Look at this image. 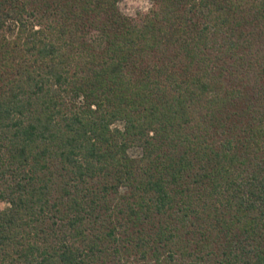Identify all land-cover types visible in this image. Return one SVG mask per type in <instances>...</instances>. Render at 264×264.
I'll use <instances>...</instances> for the list:
<instances>
[{
  "label": "trees",
  "instance_id": "1",
  "mask_svg": "<svg viewBox=\"0 0 264 264\" xmlns=\"http://www.w3.org/2000/svg\"><path fill=\"white\" fill-rule=\"evenodd\" d=\"M0 0V264H264V0Z\"/></svg>",
  "mask_w": 264,
  "mask_h": 264
},
{
  "label": "rangeland",
  "instance_id": "2",
  "mask_svg": "<svg viewBox=\"0 0 264 264\" xmlns=\"http://www.w3.org/2000/svg\"><path fill=\"white\" fill-rule=\"evenodd\" d=\"M151 5L152 3L150 1H148ZM120 10L121 12L129 17H137L139 14L141 13H147L151 10V8L145 12L143 10V5L141 4L140 0H123L120 5ZM8 207L7 203L1 202L0 201V211H3L4 209H6Z\"/></svg>",
  "mask_w": 264,
  "mask_h": 264
},
{
  "label": "clouds",
  "instance_id": "3",
  "mask_svg": "<svg viewBox=\"0 0 264 264\" xmlns=\"http://www.w3.org/2000/svg\"><path fill=\"white\" fill-rule=\"evenodd\" d=\"M141 4L143 5V10L147 12L152 5L148 2V0H140Z\"/></svg>",
  "mask_w": 264,
  "mask_h": 264
}]
</instances>
